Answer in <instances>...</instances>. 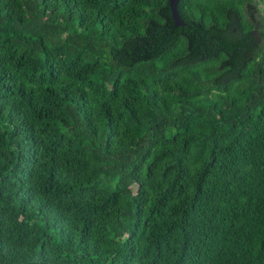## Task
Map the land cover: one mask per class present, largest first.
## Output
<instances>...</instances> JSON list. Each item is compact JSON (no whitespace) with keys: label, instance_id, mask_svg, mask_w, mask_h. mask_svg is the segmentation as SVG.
Masks as SVG:
<instances>
[{"label":"trees","instance_id":"obj_1","mask_svg":"<svg viewBox=\"0 0 264 264\" xmlns=\"http://www.w3.org/2000/svg\"><path fill=\"white\" fill-rule=\"evenodd\" d=\"M166 0H0V264H264V11L182 0L256 30L188 62L177 33L124 62Z\"/></svg>","mask_w":264,"mask_h":264},{"label":"water","instance_id":"obj_2","mask_svg":"<svg viewBox=\"0 0 264 264\" xmlns=\"http://www.w3.org/2000/svg\"><path fill=\"white\" fill-rule=\"evenodd\" d=\"M181 3L182 0H166V4L157 10L164 17V23L158 25L148 20L146 36L126 40L119 48L120 58L124 62L147 58L163 50L177 33H181L187 37L188 53L179 57L178 62L195 60L222 49L228 58L220 65L229 64V69L219 77L223 79L235 74L248 48L256 41V30L240 33L236 16L230 9L225 12L227 21L224 29L219 30L214 25L203 29L185 16Z\"/></svg>","mask_w":264,"mask_h":264},{"label":"built area","instance_id":"obj_3","mask_svg":"<svg viewBox=\"0 0 264 264\" xmlns=\"http://www.w3.org/2000/svg\"><path fill=\"white\" fill-rule=\"evenodd\" d=\"M259 4H260L262 10L264 11V0H259Z\"/></svg>","mask_w":264,"mask_h":264}]
</instances>
